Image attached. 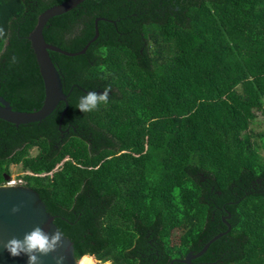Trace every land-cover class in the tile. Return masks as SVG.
I'll return each mask as SVG.
<instances>
[{
    "label": "trees",
    "instance_id": "trees-1",
    "mask_svg": "<svg viewBox=\"0 0 264 264\" xmlns=\"http://www.w3.org/2000/svg\"><path fill=\"white\" fill-rule=\"evenodd\" d=\"M65 1L0 0V95L15 110L42 105L29 35ZM97 18L85 53L50 50L63 118L61 101L40 121L0 119V184L12 164L42 174H24L25 185L77 258L187 264L228 222L193 261L264 264V133L250 129L264 117V0H84L50 18L45 39L79 51ZM105 86L108 104L76 107Z\"/></svg>",
    "mask_w": 264,
    "mask_h": 264
},
{
    "label": "water",
    "instance_id": "water-1",
    "mask_svg": "<svg viewBox=\"0 0 264 264\" xmlns=\"http://www.w3.org/2000/svg\"><path fill=\"white\" fill-rule=\"evenodd\" d=\"M84 0H67L60 4L53 5L45 9L38 16L37 24L31 31L29 39L34 49L39 70L44 84L43 103L39 109L32 111L15 110L10 102L0 95V119L11 123L26 124L40 121L46 118L59 104L65 102L66 106L62 112L61 119L66 114L69 103L68 94L65 93L61 74L53 62L50 50L61 52L66 55H79L85 53L89 45L95 41L99 35L98 20L95 21V35L85 46L76 52L66 51L52 43L46 41L44 27L53 16L65 13L78 6ZM20 207V211L12 213V208ZM55 216L46 208V204L41 199L40 194L34 188L27 185H7L0 184V264H27V256L12 257L4 250L3 245L13 237L23 239L25 233L30 232L35 227H41L45 232L51 234L57 231L58 226L54 222ZM228 229L216 234L203 248L198 251H189L181 261L187 264H218L217 262H194L209 248L218 238L226 234L231 225L226 222ZM60 230V229H59ZM62 237L63 246L56 252L41 256L38 264H56L54 257L65 256L64 264H78L80 258L75 255L74 242L64 234ZM173 264V262H171Z\"/></svg>",
    "mask_w": 264,
    "mask_h": 264
},
{
    "label": "clouds",
    "instance_id": "clouds-1",
    "mask_svg": "<svg viewBox=\"0 0 264 264\" xmlns=\"http://www.w3.org/2000/svg\"><path fill=\"white\" fill-rule=\"evenodd\" d=\"M6 37V32L3 27H0V39ZM12 63L17 62L15 56L12 57ZM112 91L110 86H105L102 93L97 91H89L79 97L77 108L82 113H89L96 109L101 104H108L109 93ZM20 211L19 206L12 208V213ZM62 237L64 233L57 229L54 233H47L41 227L37 226L30 232L25 233L23 239L13 237L3 245L12 257H19L22 254L27 256V264H38L41 256H47L49 253L56 252L63 246ZM56 264H64L65 256L57 255L54 257ZM79 264V262H78Z\"/></svg>",
    "mask_w": 264,
    "mask_h": 264
},
{
    "label": "rangeland",
    "instance_id": "rangeland-1",
    "mask_svg": "<svg viewBox=\"0 0 264 264\" xmlns=\"http://www.w3.org/2000/svg\"><path fill=\"white\" fill-rule=\"evenodd\" d=\"M250 129L252 130V132L254 134L264 133V117L261 115L260 112L258 113L257 119L251 123ZM36 153H37L36 149H31V154L32 155H35ZM261 153L264 154V148L261 149ZM59 165H57L56 168H58ZM56 168L54 170H56ZM10 170H11V175H14V174H17V173L24 174V171H23V169H22L20 164H12L10 166ZM53 172L54 171H52V174H53ZM52 174H50V175H52ZM174 232L175 233H174L173 241L177 242L179 234H180V231L179 230H175ZM98 261L100 262V264H110V261H106V262H101L100 260H98Z\"/></svg>",
    "mask_w": 264,
    "mask_h": 264
},
{
    "label": "built area",
    "instance_id": "built-area-1",
    "mask_svg": "<svg viewBox=\"0 0 264 264\" xmlns=\"http://www.w3.org/2000/svg\"><path fill=\"white\" fill-rule=\"evenodd\" d=\"M24 174L42 175V174H36V173L30 172V171L29 172L24 171ZM24 174L17 173V174L11 175L4 184H7V185H25L26 180L23 177ZM48 174H52V171L49 172Z\"/></svg>",
    "mask_w": 264,
    "mask_h": 264
},
{
    "label": "bare ground",
    "instance_id": "bare-ground-1",
    "mask_svg": "<svg viewBox=\"0 0 264 264\" xmlns=\"http://www.w3.org/2000/svg\"><path fill=\"white\" fill-rule=\"evenodd\" d=\"M79 264H100V262L92 255H84Z\"/></svg>",
    "mask_w": 264,
    "mask_h": 264
},
{
    "label": "flooded vegetation",
    "instance_id": "flooded-vegetation-1",
    "mask_svg": "<svg viewBox=\"0 0 264 264\" xmlns=\"http://www.w3.org/2000/svg\"><path fill=\"white\" fill-rule=\"evenodd\" d=\"M43 103V102H42ZM32 149H36L37 150V147L35 146V147H33Z\"/></svg>",
    "mask_w": 264,
    "mask_h": 264
}]
</instances>
